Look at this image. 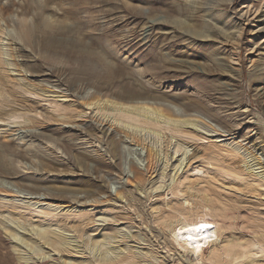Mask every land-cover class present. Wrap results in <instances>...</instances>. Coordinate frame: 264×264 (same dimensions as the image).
Masks as SVG:
<instances>
[{"label": "rangeland", "instance_id": "374dc122", "mask_svg": "<svg viewBox=\"0 0 264 264\" xmlns=\"http://www.w3.org/2000/svg\"><path fill=\"white\" fill-rule=\"evenodd\" d=\"M178 21L201 25L207 36L193 38ZM24 23L28 39L17 34ZM74 26L55 32L65 39L59 46L43 34ZM72 39L80 40L76 51L98 61L103 84L76 78ZM262 57L264 0H0V151L15 172H0V264H82L96 259L90 238L103 232L125 237L101 249L132 246L139 264H200L174 250L157 221L200 207L203 191L234 207L203 254L228 241H255L264 233ZM121 84L146 97L117 98ZM96 98L162 108L204 128L188 125L190 134L169 133L164 142L142 130L138 141L112 111L84 105ZM8 213L27 228L62 229L77 252L45 245L42 263L10 236ZM17 231L25 240L27 232ZM140 250L150 257L138 259ZM243 257L231 264H264L261 253H253L254 261Z\"/></svg>", "mask_w": 264, "mask_h": 264}, {"label": "bare ground", "instance_id": "6f19581e", "mask_svg": "<svg viewBox=\"0 0 264 264\" xmlns=\"http://www.w3.org/2000/svg\"><path fill=\"white\" fill-rule=\"evenodd\" d=\"M221 1H224V0H221ZM243 7H246V6H243ZM169 9L171 11H167V12H172V13L174 12V13L180 14V15L184 14L183 11H179L178 9H173V8H169ZM70 12L72 13V10ZM72 15H73V13H72ZM37 20H38V14H37V17L35 18V22H34L35 28H38ZM23 21H25L24 18H23ZM216 21L218 22V20H216ZM177 24L181 28H185L187 30L189 29L190 30L189 32L193 38H196L199 36H207L205 34H207L208 29H206V31L203 32L201 25L198 26V24H194V23L189 25V24H185V21H178ZM202 24H204V23H202ZM205 24H207V23H205ZM61 29H63L65 32H68L70 30H76L77 31V28L75 26H74V28L72 27V29L67 28V27H55V28H52V30L50 32L43 33L45 35L44 36L45 39H48V41L51 43V46H53V45L59 46L62 43H64L65 39H61L57 36L55 37V35H56V33H58V31L59 32L62 31ZM30 33H31L30 28L27 25H25V23H24L22 26L21 32L18 31L17 34H19L18 36L20 38H27L28 39L30 36ZM238 35H239V33H238ZM79 42H80V40H78V39L70 40L71 48L74 49V54L71 57V59H72L73 65H74V70L76 72V78L79 79L82 76H87L86 81L95 80L98 84H103L104 81H102V72H101L100 65H99L98 61L95 60L94 58H92L89 51H87V50H78V51L75 50L76 47L79 45ZM5 45L6 44H3V46H5ZM155 56H153L152 59L154 62V68L158 70V69H160L159 63H158L159 59L156 58ZM259 62H260L259 64H264V57H262L259 60ZM0 64H1V62H0ZM8 64L10 65L9 67H11V65H13V63H8ZM108 66L110 67L109 69H111V70L114 69L110 65H108ZM14 69H11V70L14 71ZM3 71H4V69H3ZM19 79H20V76H19ZM23 84H24V82H23ZM25 84H27V83H25ZM120 88H121V91L119 93H116V97L121 99V100L136 101L138 103V102L142 101V100L139 101V99L146 97L145 92L140 91L139 89H135L131 85L121 84ZM0 96H1V94H0ZM84 105L93 106V109H98V110H103V111H109V110L112 111L115 114L116 120H118V123L120 122L122 124V125L120 124L122 126V128L127 130V134H131L138 141H140V140L137 138V135L140 134V132L142 133V130H145L147 132V135L152 134V135H154V138H156L157 140H162L164 142V137H165V141L167 138H170V136H168L169 133L170 134H177V135H188V134H190V131L187 132L184 130V127H187L188 125H192L191 127H197V128L201 127V125H199V123H197L198 120L194 121L193 119L191 120L188 118H185V119L175 118L172 116V114L170 112L165 111L162 108L150 107L148 105L124 104V103H120V102H114V101H111L109 99H101V98H96L95 100L93 99L91 101H87L84 103ZM187 106H189V105H185V107H187ZM201 128H204V127H201ZM129 129L131 130L130 132H129ZM168 142H169V140H168ZM63 145L67 146L66 143H63ZM174 150L175 151L173 153H177L179 150H181V148H180V146H177ZM149 152H150L149 158L150 157L153 158L154 157L153 155L155 152L153 153L151 151V149L149 150ZM183 153H185V152H183ZM166 159H168V158H166ZM166 164H167V162H166ZM187 165H189V163ZM176 166H177V164H176ZM0 172L5 173V174L15 173L14 171H12V169H10L8 163L5 162L4 156H3L1 151H0ZM260 176L262 178H264V174L260 175ZM172 180H173L172 183H174L175 179H172ZM135 181H136L138 186L140 184L141 185L143 184L142 180L139 177H136ZM142 188H139V189H142ZM159 188H161V185H159V186L157 185V187L155 186L154 189H159ZM55 189L58 191V193L66 190V189H64V187H62V188L56 187ZM117 196H119V199H122L125 197L123 192H119V194H117ZM197 197L199 199L198 205H200V207H196L193 209L186 208V209L180 210L177 214H170V215H168L167 218H165L161 221L160 220L157 221L159 223L161 229L167 233V238L169 239V243L171 244V246L174 247V250L176 249L183 254H187V255L192 256L194 259L196 258L200 262V264H231L234 258L237 259L236 258L237 256H242V257L245 256L249 259L252 258V255L254 252H255V254L261 253V255L264 256V233L259 234V235L255 234L254 235L255 241H252V242H236V243H234L233 241H228L227 244L223 247V249H221V250L208 249L207 253L203 254L202 251H203L204 245L208 241H210L214 236H218L221 233L223 224L225 223L224 220L225 219L229 220L231 218L232 214L234 213V210H233L234 207L232 204L223 203L217 198H212L211 195L205 191L198 193ZM8 217H10V218L7 220L14 223V225H12L13 227L9 225L12 228L10 230V236L13 237V239H16L15 242H16L17 246H21V247L24 246V248L28 247L29 248V249L27 248L28 251L39 255V258H41L43 261L42 263H44L46 257H49L48 256L49 254L46 256V254H44V250L42 249V246H45V245H47V247H49V250H53L56 252H63V251H67V252L68 251L69 252L75 251V252H77L76 250H73L68 246L69 245V243L67 242L68 239H65L67 237V236H65L66 232L63 233L64 231L62 229H59V230H62L63 232L59 231L57 228L51 229L49 226L48 227L31 226V227L27 228V226H25L24 222L23 221L21 222V220L19 218H15V217L11 216L10 213H8V215H5V218H8ZM103 219H105V218H103ZM108 220H109V218H108ZM80 223H83V222H80ZM230 223H232V222H230ZM201 224L211 225V227H209L207 229H202L201 231L197 232L195 229ZM79 227H81V226H79ZM106 228H108V227H106ZM18 229H21L22 231L25 230V232H27L28 235L25 237V240L23 238H21L22 235L20 237L18 236V233H17ZM75 229H76V226H75ZM79 229H81V228H79ZM109 233L110 232H103V233H100V235L97 234L98 238L100 236L99 239L98 238L94 239L93 237H91V234H88L91 237L89 248L93 247V248H95V251L97 250V252L99 250V254L96 255L97 256L96 259L91 260V261L88 260L86 262H83L82 264H94L95 260L98 264H139L138 260L136 261L133 258V256L131 255L132 254V246L131 247L118 248V246L114 245L112 247L113 243L115 244L117 241H120V240L122 242V240L124 239L123 237H125V236L122 235L121 238L118 240L117 237L119 236V234L117 236L115 234H109ZM113 233H115V232H113ZM128 235H130V234H128ZM128 235L126 234V236H128ZM115 238H116V241H114V240L112 241V239H115ZM131 238H134V240L135 239L137 240L140 237L138 238V236L131 235ZM143 239H145V238H143ZM127 240H128V238H127ZM131 241H132V239H131ZM111 242H113L111 246H107L104 249H101V248H103L104 245L111 244ZM137 242L140 243L139 241H137ZM127 245H128V243H127ZM133 247H134V245H133ZM77 248H78V246H77ZM135 249L137 250V248H135ZM81 251H83V250H81ZM97 252H95V253H97ZM78 253H81V252H78ZM150 253H151V251L143 252V250H142V252H141V250H140V252H137L138 259H140L143 256L144 257L148 256V255H150ZM93 257H95V256H93ZM149 257L150 256H148V258ZM254 259L257 260V257ZM254 259L252 258L250 260L254 261ZM26 261H28L27 258H26ZM81 262H82V260H81ZM81 262H79V264H81ZM149 263H151V261H149Z\"/></svg>", "mask_w": 264, "mask_h": 264}, {"label": "snow or ice", "instance_id": "6c2138e0", "mask_svg": "<svg viewBox=\"0 0 264 264\" xmlns=\"http://www.w3.org/2000/svg\"><path fill=\"white\" fill-rule=\"evenodd\" d=\"M209 227H211V225L201 224V225H199L195 230H196L197 232H199V231H201L202 229H207V228H209ZM198 247H199V246H198Z\"/></svg>", "mask_w": 264, "mask_h": 264}]
</instances>
